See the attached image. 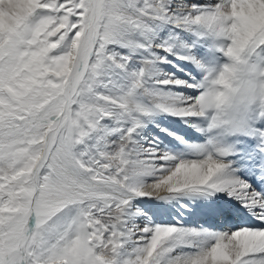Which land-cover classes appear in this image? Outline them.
<instances>
[{
	"label": "snow or ice",
	"instance_id": "snow-or-ice-1",
	"mask_svg": "<svg viewBox=\"0 0 264 264\" xmlns=\"http://www.w3.org/2000/svg\"><path fill=\"white\" fill-rule=\"evenodd\" d=\"M251 177L264 0H0V264H264Z\"/></svg>",
	"mask_w": 264,
	"mask_h": 264
},
{
	"label": "bare ground",
	"instance_id": "bare-ground-1",
	"mask_svg": "<svg viewBox=\"0 0 264 264\" xmlns=\"http://www.w3.org/2000/svg\"><path fill=\"white\" fill-rule=\"evenodd\" d=\"M209 53H210L209 55H206V62L213 63L214 61H216L218 59V55L216 53H214V51L209 52ZM162 69L165 73H168L172 69V65H162ZM177 71H178L180 78H182L183 73L179 72V70H177ZM184 71L186 72L187 70L185 69ZM157 119L162 121V123H159L158 125L157 124H150L148 129L145 130L146 132H148L152 128H155V131L151 132L152 137H155L156 133L159 132V133H161V135L167 134L169 136V139H172L173 138V136L171 135V129L172 128H186V125H184L183 122H180L179 124L176 123L178 118L174 117V116H167V117L160 116V117H157ZM165 129H167V131H165ZM187 131H188L189 135L199 136V133L193 132L192 129H187ZM179 135H180V133L177 132L176 136H179ZM184 139L187 140L188 136H185ZM182 150H183V146L181 149H176L177 152H181ZM251 178H253V177H251ZM249 182H251V180H249ZM262 183H264V181ZM157 203H160V201H157ZM177 211H178V209H177Z\"/></svg>",
	"mask_w": 264,
	"mask_h": 264
},
{
	"label": "rangeland",
	"instance_id": "rangeland-1",
	"mask_svg": "<svg viewBox=\"0 0 264 264\" xmlns=\"http://www.w3.org/2000/svg\"><path fill=\"white\" fill-rule=\"evenodd\" d=\"M206 55H209V52H213L210 48L209 49H205ZM215 53V52H214Z\"/></svg>",
	"mask_w": 264,
	"mask_h": 264
}]
</instances>
